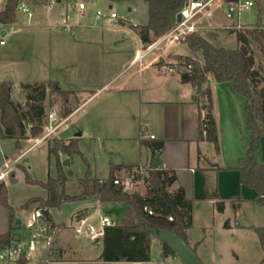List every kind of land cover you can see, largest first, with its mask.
I'll return each mask as SVG.
<instances>
[{"label": "crops", "instance_id": "1", "mask_svg": "<svg viewBox=\"0 0 264 264\" xmlns=\"http://www.w3.org/2000/svg\"><path fill=\"white\" fill-rule=\"evenodd\" d=\"M57 1L55 0L54 4L58 5ZM209 1L197 0L201 3ZM238 1L242 0H214L203 11L200 20L193 19L188 27L193 29L199 24L200 32H203L204 36L207 35L213 44L219 41L220 47L235 49L238 43L236 34L232 31L236 30L226 29L231 25L226 15L228 6ZM251 1L254 2V7L247 11L251 16L245 17V12L235 23L243 27L242 31L258 28L260 12L261 27L264 28V0ZM49 5H52V2ZM125 8L128 13L136 14L140 20V24L133 21V26L148 24V8L144 3ZM66 9L58 21L42 23L34 22L33 19L29 21L25 16L24 22H18L17 13L16 23L7 29H45L43 33L35 36L34 45L36 59L41 62L44 70L39 80L14 81L12 77L13 84L20 86L28 82H54L57 84V90L76 93L82 99L81 104L74 108L67 118L69 130L70 121L75 116L79 115L78 119L83 121L80 129L67 138L69 142L75 139L78 133H81L80 139H92L96 128L99 140L109 145H130L132 154L138 159L133 162L124 161L117 166L132 165L138 167L142 174H147V169L154 163L173 171L177 180L168 188V192L174 194L182 189L187 200L192 203L193 227L187 231L186 237L189 245L205 264H240L252 251L258 256L255 264H260L264 252L254 229L264 227V206L256 202L259 195L255 190L242 185L240 174L235 169L238 160L246 155L250 145L244 97L235 91L231 83H218L209 75L203 90H209L211 93L217 146L200 139L201 119L207 115L204 106L210 104L208 97H202L199 103H195V88L181 81V73L170 74L162 69L164 63L160 64L161 58H166L165 64H170L172 61L168 56H191L187 43L183 40L173 41L167 36L164 40H155L153 44L145 46L131 28L123 26L122 21L114 23V28H107L104 21L97 20L88 12L85 16L75 17L74 23L77 26L64 30L60 25ZM224 31H228V35ZM157 45V49L151 51ZM177 46L186 47L188 54H174L172 49ZM145 48L148 50L144 51ZM54 67L64 72V75L53 71ZM7 75V71H4L3 79ZM101 95L103 98H99L102 102L99 110L90 116V111L94 110H90L91 106ZM151 135L155 136L154 140L148 138ZM4 141L8 140L0 139V145ZM43 142H37L29 149L22 143V150L17 151L16 157H2L3 167L15 161L12 166L21 167L26 155ZM159 142L164 143V150L154 157L150 145ZM125 155V152H120L121 158ZM258 159L264 162V138ZM3 169L0 168V172ZM10 170L11 167L6 170L5 179ZM117 174L127 173L123 169L118 171L116 176ZM12 177L15 178L16 174ZM10 184L9 180L8 186ZM234 196H239L240 202H233ZM218 201L224 202L225 208L222 212L217 209ZM98 202H80L81 207L75 209L74 213L83 211L94 214L98 210H104L115 224L120 223L122 214L117 219L111 216L110 212L119 209V204L122 203ZM52 218L54 220L53 213ZM28 219H20V226L28 225ZM54 223L58 224L55 220ZM74 238L73 243L64 248L66 253H61L60 260H55L50 252L46 253L41 249V260L38 264H132L105 263L100 260L103 240L87 243L88 239L76 236ZM152 244L161 248L162 257L163 243L153 239ZM172 256L176 255L173 253L168 257Z\"/></svg>", "mask_w": 264, "mask_h": 264}, {"label": "trees", "instance_id": "2", "mask_svg": "<svg viewBox=\"0 0 264 264\" xmlns=\"http://www.w3.org/2000/svg\"><path fill=\"white\" fill-rule=\"evenodd\" d=\"M61 1L71 2V0ZM100 1L113 6L124 5L127 7L136 3H144L148 8V24L145 26L131 25L129 28L139 36L145 46L164 38L177 28V16L184 11L186 4V0ZM21 3L36 8L49 5L51 0H6L3 11L0 13V21L7 26L15 24L18 6ZM261 25L262 12L259 13L258 28L232 31L236 34L238 43L235 49L216 46L202 32L193 31L183 40L187 43L191 56H173V58L177 59L181 66L190 69L180 75L183 83L191 84L195 88L196 94L193 101L199 103L201 96L208 97L210 101V104L204 107L207 110V115L201 119L200 139H205L217 146V128L212 116L211 93L209 90H203V85L207 82L209 75H212L218 83H231L235 91L244 97L246 128L250 134V145L246 155L238 160L235 169L240 174L242 185L255 190L259 195L256 202L264 206V162L258 159L261 141L264 138V86H262L264 83V28ZM190 29L188 26L185 27L187 32ZM170 38L176 41L177 37L175 34H170ZM252 43L257 46L263 59L257 68L252 53ZM199 58H202V62L199 61ZM160 64L162 65L163 62L160 61ZM22 88L30 91L27 95L28 103L25 109L13 101L12 84L0 82V139L15 141L18 151L22 150V143L29 139L28 135L36 139L43 134L45 118L43 104L47 96V88H52L56 94L60 95L68 93L57 90V84L54 82L24 84ZM72 113L73 110L67 111L65 117H69ZM78 140V138L72 139L68 145H64L61 141H55L54 145H48L49 159L55 157L56 160L57 175L55 178L49 176L44 183L35 181L24 170L26 182L43 187L47 191V197H35L28 200L22 205L21 211L27 212L33 206H37L36 210L41 211L43 219L56 227L52 212L60 209L65 203L97 200L100 203L124 204L126 210L121 215L120 223L105 231L104 247L100 258L105 263H149L154 239L150 229L169 230L188 243L186 233L193 227V205L187 200L184 190L179 189L174 194L168 192V188L176 182L177 178L173 171L163 169L159 164L153 163L147 169L148 189L146 196L143 197L137 193H126L120 186L114 184L116 173L123 169L127 175L134 176V180L143 178L138 167L132 165L114 167L109 178L101 181L92 177L91 166L86 158L82 157L87 170L84 178L80 180V192L76 195L68 194L67 185L69 177L73 173L71 171L66 173L64 168L71 166L74 155L82 156ZM150 148L154 157L159 156L164 150V143L151 144ZM61 155L67 156V160L63 164L60 161ZM240 200L239 196L232 197L233 202H240ZM0 206L9 213L10 222L8 231L0 235L1 252L10 246L17 236L13 227L17 221L16 211L8 202V191L4 184L0 185ZM224 208V202L218 201V211L222 212ZM170 218L172 220H169ZM254 231L259 237L264 252V227L255 228ZM19 240L22 241L23 238L19 237ZM193 250L195 251V249ZM50 254L55 260H60L62 257L58 251L53 249ZM171 254L173 252L163 244L162 258H167ZM16 264H26V262L21 260ZM260 264H264V258Z\"/></svg>", "mask_w": 264, "mask_h": 264}, {"label": "rangeland", "instance_id": "3", "mask_svg": "<svg viewBox=\"0 0 264 264\" xmlns=\"http://www.w3.org/2000/svg\"><path fill=\"white\" fill-rule=\"evenodd\" d=\"M52 5H44L36 8H31L34 18L32 21L34 22H49V21H58V18L60 17L61 13L67 8L66 3L62 2L61 4L58 3L54 4L55 0H51ZM97 10H101L105 13H107L110 9L106 5V2L104 1H95L93 0L91 3V6L88 7V13L90 15H95ZM114 10L119 14L120 17H124L127 20H133L134 23H139L140 20L136 17L137 15L134 13H128V10L125 8L124 5H116L114 6ZM255 11V10H254ZM244 14V13H243ZM242 14V15H243ZM241 15V16H242ZM18 22H24L25 18L22 13H18ZM245 17L251 16L250 12H247L244 14ZM8 32V46L5 48H0V80H5L7 77L14 78V81L18 80H29V81H35L42 78V72L44 70L43 67H41V62L36 59L37 53H35V36L39 33H43L45 29L41 28H34V29H7ZM15 31V32H14ZM194 31H201L198 29ZM228 35V31H224ZM14 33V34H12ZM192 33V32H191ZM190 33V34H191ZM203 34V32H202ZM207 37V35H205ZM208 38V37H207ZM218 42V43H217ZM221 42L216 41L215 45L219 46ZM229 49H234V47H228ZM147 49L145 48L144 51ZM172 52L174 54H180V55H187L188 50L186 47L183 46H177L172 49ZM252 53L256 60V68L259 66V64L262 63L263 59L258 51L257 46L252 43ZM166 58H161V61L164 63V65L168 66H176L177 73H183L190 71L189 68L185 66H181L179 61L175 58H173V55L170 57L168 56V59L172 62L170 64H165ZM168 60V61H169ZM199 61L202 62V58H199ZM56 71L60 74L64 75V72L58 71L55 67L53 71ZM7 71L8 75L3 79V72ZM264 76V73H263ZM12 84V99L15 103L20 104L23 109L26 108L28 103V97L30 91H26L22 88V85L24 84H37L35 83H24L22 85H15L12 81H10ZM40 83V82H38ZM264 86V83L263 85ZM64 92V91H63ZM103 98V96H99L98 100L95 101L92 108H90V116L97 113L99 110L100 99ZM202 98V96L200 97ZM82 99L79 98V96L76 93L68 92L67 94L60 95L56 94L52 88H47V96L44 102L45 107V118L43 120V134L38 138H32L30 135L28 140H25L23 145H25L28 149L33 147L37 142H43L44 137L47 133V129L49 127V114L52 111H56L58 115L59 122H66L67 118L65 117L66 112L69 110H73L74 108L78 107L81 104ZM100 102V103H99ZM206 107V106H204ZM89 116V115H88ZM79 115L75 116V118L71 119L70 125L71 128L69 130V123L64 125L44 140L43 144L39 147H36L32 149L26 157L21 162V167H13L11 166V170L9 171L8 176L6 175V179L0 181V185L4 184L7 187L8 191V202L11 207H13L16 211V219L20 220H26L28 219L29 223H32L33 215L36 211L37 206H33L30 211L24 212L21 211V207L23 204H25L28 200L35 198V197H45L47 196V191L41 187L40 185H31L26 182V173L24 170L28 172V175L35 181L39 182H46L51 174L53 178L57 175V169H56V160L55 157H52L49 159L47 149L48 145H54L55 141H61L64 145L69 144V136H72L76 131H78L83 123L82 120H79ZM78 119V120H76ZM1 124V123H0ZM28 130H30V127H28ZM98 130L94 128V134L93 138L89 139L85 137L84 139L78 138V147L82 154H76L73 156L72 164L70 167H66L65 172L69 173L70 171L73 173L72 176L69 177L68 181V194L70 195H76L80 192V180L84 178L85 172L87 170L86 164L82 157L86 158V160L89 162L91 166L92 171V177L93 178H99V179H108L111 173L112 168L114 166H117L121 164L122 162H133L138 159H135L136 156L132 154L131 148H129L128 145L123 144H112L109 145L107 142H102L98 139ZM0 168L1 170L3 167V156H7L8 158H14L18 155V150L16 148L15 141L8 140L4 141L2 145H0ZM125 152L126 155L121 158L120 152ZM67 160L66 155L60 156V161L63 164ZM16 162V161H15ZM14 165V163H13ZM16 177L13 178L12 175H15ZM143 178H141L139 184L137 187L129 192L130 194H144L146 195L148 184L146 183V178L148 177V174L144 173L142 174ZM127 176L124 174H117V178H120L122 180L125 179ZM11 181V184L8 186V181ZM80 202H71V203H65L63 204L60 209L54 210L53 217L54 220L58 223L55 224L58 227V233L56 235V238L54 240V246L53 250L58 251L61 253H66L64 248L71 245L74 241V233L71 229L67 228V225L71 221V217L74 214V210L78 207H81ZM119 209L111 210L110 215L115 216L117 219H119V216L122 214L123 211L126 210V207L124 204H119ZM120 210V211H119ZM104 211V210H103ZM82 212V211H81ZM105 212V211H104ZM26 213V214H24ZM27 224V223H26ZM29 225V224H28ZM17 226L16 223L13 224L14 227V233L17 235L15 238V241L19 239V237L25 236V238H28V230L27 226ZM10 227L9 222V213L0 206V235L4 234L8 231ZM17 228H20L17 230ZM19 230H22L23 234L19 232ZM81 241L85 242L84 239H81ZM97 243L92 242L90 240L87 241V243ZM161 248L159 246H154L152 244V250H151V262L148 264H183L181 260L176 257H168V258H162L160 255ZM64 258V257H63ZM67 258V257H66ZM258 260L257 253L251 252L250 255H247L246 258L242 261H240V264H255ZM1 264H13V263H4L0 262Z\"/></svg>", "mask_w": 264, "mask_h": 264}, {"label": "built area", "instance_id": "4", "mask_svg": "<svg viewBox=\"0 0 264 264\" xmlns=\"http://www.w3.org/2000/svg\"><path fill=\"white\" fill-rule=\"evenodd\" d=\"M5 1L6 0H0V13L3 11ZM213 1L214 0H210L208 3L190 2L189 7H185L184 11L181 12V24H178L177 28L167 34L164 38H166L170 34H175V36L177 37L176 42H179L181 40H184V38L191 32L200 28V25L198 24L193 29H190L189 32L185 31L186 23L191 19L200 20V16L203 15V11H205L213 3ZM91 3V0H71V2L66 3L67 9L60 26L64 30H69L77 26L74 23L75 17L79 15L85 16ZM106 5L108 7L112 6L113 9H110L107 13L101 10H97L94 16L97 20L104 21L107 25V28H114L112 25L114 23H119V21H122V23H124L123 26L129 27L133 25V20H127L124 17H120L119 14L114 10L113 5H111L110 3H106ZM253 7L254 2L251 0H242L231 3L228 6L226 15V18L231 23V25H229L226 29L242 31L243 27L239 24H235L236 20H239L243 13L251 10V8ZM18 13H22L25 17H27L29 21L34 18L31 7L26 5L25 3H21L18 6ZM8 27L9 26L3 24L0 21V48H4L7 46L8 36L6 29ZM3 33H5V35H3ZM162 69L170 74L177 73L176 66L173 67L164 65L162 66ZM62 124L63 122H59L58 120L57 113L54 111L51 112L49 114V127L44 138L47 139L48 137L59 131V128ZM148 138L154 140L155 136L151 135ZM140 174L142 175L141 172ZM134 179V176L127 175L124 180L116 178L114 184L120 186L124 192L129 193L137 187L141 180ZM98 204H100V202H98ZM149 213L152 214V212ZM169 220L172 219L170 218ZM115 225L116 224L114 223V221L108 215H106L103 211L98 210L94 214H89L83 211L74 213L71 217L70 223L67 225V228L71 229L77 238H85L92 242H99L104 239L106 229ZM27 230V239L25 238V236H21L23 238L22 241L18 239L14 241L10 246H8L5 250L0 252V262L16 264L21 260H25V262L28 264H38L41 260V258L39 257V252L41 249H43L46 253L51 252L54 246V240L59 229L57 226L55 227L50 223H47L43 219L41 211H35L32 218V223H29V225L27 226ZM132 264L148 263L134 262Z\"/></svg>", "mask_w": 264, "mask_h": 264}, {"label": "water", "instance_id": "5", "mask_svg": "<svg viewBox=\"0 0 264 264\" xmlns=\"http://www.w3.org/2000/svg\"><path fill=\"white\" fill-rule=\"evenodd\" d=\"M193 2H197V0H192ZM57 3H61V0H58ZM190 0H186L185 7H189ZM109 9H113L112 6ZM182 15L179 14L177 16V23L181 24ZM5 35V33H3ZM11 78L7 77L5 82L9 83ZM58 89V88H57ZM81 133L76 135V138H80ZM16 225L20 226L21 221L18 219L16 221ZM153 234V238L158 240L159 242L165 244L179 259L183 264H205L198 254L192 249V247L186 243L183 239H181L176 233L171 232L166 229H150Z\"/></svg>", "mask_w": 264, "mask_h": 264}, {"label": "bare ground", "instance_id": "6", "mask_svg": "<svg viewBox=\"0 0 264 264\" xmlns=\"http://www.w3.org/2000/svg\"><path fill=\"white\" fill-rule=\"evenodd\" d=\"M192 20H193V19H191L189 22H187L186 25H185V27H187V26L189 25V23H190ZM169 36H170V35H169ZM157 47H158V45H157V46H154V47L151 49V51L156 50ZM144 56H145V55H143L142 58H144ZM67 123H68V120H66V122H63V124L61 125V127H63V126L66 125ZM61 127H60V128H61ZM60 128H59V129H60ZM45 139H46V138H44V140H45ZM44 140H43V141H44ZM14 163H15V162H14ZM12 165H13V163H11V162L8 163V164L4 167L3 171L0 172V181L5 179V172H6V170H8Z\"/></svg>", "mask_w": 264, "mask_h": 264}]
</instances>
